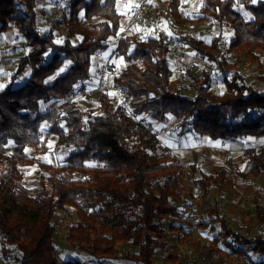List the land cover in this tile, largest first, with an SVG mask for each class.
I'll use <instances>...</instances> for the list:
<instances>
[{
	"label": "trees",
	"instance_id": "obj_1",
	"mask_svg": "<svg viewBox=\"0 0 264 264\" xmlns=\"http://www.w3.org/2000/svg\"><path fill=\"white\" fill-rule=\"evenodd\" d=\"M37 5L38 0H0V35L15 30L25 51L0 88L1 256L8 264H82L72 258L61 261L56 255L55 218L70 209L76 219L66 222L64 239L97 264H155L157 248L165 254L164 263L185 264L176 250L168 248L167 233L185 230L173 223L185 215L183 200L191 195L181 181L186 168L149 126L171 115L178 121V136L191 133L228 142L264 138V92L248 83L237 67L241 59L261 64L264 0H204L198 20L219 27L211 41L179 33L187 23L178 13L180 0H169L160 13L179 43L223 75L224 91L219 94L210 91L214 80L207 70L188 73L194 96L171 87L170 44L163 36L120 38L115 51L123 66L112 82L125 93L134 118L125 115L106 90L96 96L92 108L80 109L68 101L89 80L90 57L105 50L117 34V0H71L63 19L68 34L79 38L75 43L67 38L58 42L52 32H42ZM93 17L101 19L91 22ZM226 29L233 38L224 46ZM232 57L237 61L231 62ZM26 70L28 79L16 85ZM53 103L58 105L51 107ZM53 137L65 153L63 160L44 162L27 154L30 147L37 155H47ZM243 160L247 171L235 167L230 158L213 173L189 164L192 188L206 197L223 187L242 189L241 182L250 178L264 180V145L245 149ZM33 164L39 170L37 186L28 189L22 169ZM263 197L264 190H257L244 212L262 226L257 233L234 229L217 202L207 207L210 219L202 225L217 231L210 243L213 254L249 258L257 253L263 260L251 264H264ZM188 236L185 244L192 239Z\"/></svg>",
	"mask_w": 264,
	"mask_h": 264
},
{
	"label": "rangeland",
	"instance_id": "obj_2",
	"mask_svg": "<svg viewBox=\"0 0 264 264\" xmlns=\"http://www.w3.org/2000/svg\"><path fill=\"white\" fill-rule=\"evenodd\" d=\"M191 1V0H190ZM194 4V3H193ZM70 3L68 1H65L64 3L60 2V7L62 10L65 8V14L69 10ZM237 7L239 10H243L241 4L237 2ZM52 9V8H50ZM185 9V8H183ZM198 8L196 9L195 12H187L184 14H187L186 16L191 17V18H199L200 16L198 15ZM49 13V12H48ZM64 13V10H63ZM62 13V14H63ZM192 13V15H190ZM248 14V13H246ZM249 15V14H248ZM62 16V15H61ZM49 17H45V21L48 22ZM190 18V19H191ZM160 19V18H159ZM161 20V26L165 28V33L162 34H167L166 36L172 37L170 34L169 29H167L166 23H162L163 20ZM49 21H52L55 23L54 25L59 26V23L61 21V17H58L57 19H50ZM199 22V20H197ZM201 22V20H200ZM159 23V24H160ZM48 24V23H47ZM181 33L183 35H187L189 37L195 36V37H205L208 36L209 39L214 37L216 34L219 33V27L218 25L210 20H202V22L197 24V26H190L189 25H184L181 27ZM13 34L15 36L14 39L8 38V35H1L0 37V45L3 46V48L7 49L8 52L6 53H0V71H4L0 74L1 76L7 77L5 78L6 81L8 77L15 72L16 67H17V62L20 56H22L25 51L24 49L16 47V44L21 43V41H17L16 38V32L13 31ZM224 35V46H227V41L233 38V34L230 30H224L223 31ZM174 36V35H173ZM175 37V36H174ZM172 37V40L169 42V44L172 46L174 43H179L176 38ZM169 39V38H168ZM18 42V43H17ZM7 46V47H5ZM183 47V45L181 44ZM22 51V52H21ZM182 55L184 57L183 60L180 61L178 67L174 68V76H181L183 78H186L188 81L189 75L188 73H197L199 74L202 70H208L210 71V74L212 76V79L214 80V83L210 89L211 92L217 94V93H222L224 91V86L220 79H222V76L216 68L212 69L211 67L213 66L210 63H204L200 64L197 62H194L192 58H194L193 52L189 47H183ZM259 56H260V61L261 64L258 65L257 63H249L246 62L245 60L241 59L237 65L238 70L240 73L246 78L247 82L258 88L260 91L264 92V81L259 80L258 77L262 76L264 77V49L259 51ZM238 57H232L230 59L231 62L237 61ZM30 75V71L27 70ZM9 74V76L7 75ZM175 78V77H174ZM5 79L0 81V88L4 87L5 85ZM218 79V80H217ZM102 78V84L104 87H110V74L109 76L107 75V79ZM105 82V83H104ZM191 81H188V84H190ZM185 85V83H184ZM184 86L181 87V90L183 89ZM185 90H182L185 95L193 94V90L190 89L189 86H186ZM189 87V88H188ZM111 94H115L113 96V99L115 100L116 104H119L122 99V94L120 92L111 90ZM115 97V98H114ZM117 97V99H116ZM77 106L80 109H86V108H92L95 106V100L90 98V97H82L76 102ZM57 103H53L51 107L57 106ZM45 126V125H43ZM45 128V127H44ZM264 141H257L256 139H250V141L246 142V144H243V147L247 148H260L263 145ZM49 147V153L47 155H37L36 151L33 148L28 147L26 149L27 154L30 157H36L37 160L39 161H44V162H51L55 161L58 162L60 160H63L65 157V153L59 148L57 139L56 137L50 138V143L48 144ZM229 154H232V152H227ZM234 154V153H233ZM227 157L229 155H226ZM238 162L240 161V156L238 157ZM237 162V163H238ZM188 163H185L187 165ZM246 165V164H245ZM244 165V167H245ZM242 166V163L240 164ZM189 166H185L186 168V173L184 174L182 181V184L186 189H188L189 192H191V195H185L184 201H186L185 209L187 207V211L185 212V215L181 217L178 221H175L173 224L176 226H181L182 228H185L184 231L178 230V231H169L167 233V242H168V248L170 250H176V252L179 255V258H181L183 261H185V264H236V258L235 255L229 256L225 255L224 253H217L213 254L210 251V243L212 240V237L217 234V231L209 230L205 227H203V223L207 221V219H210V214L204 213L203 212V205L202 204H211L213 201L219 202L224 210V215L227 216L233 225L234 228L237 227V225L240 224H248L251 225L253 224L252 220H255L254 218H251L250 216H246L243 214L250 205H252V196L255 194L257 190H264V180L262 178H250L247 183L244 184V188H238L236 192L233 191H228L227 193L224 194H217L213 193V195L210 197H204L200 192L192 188L191 185V177H190V171H189ZM25 175V180L23 182L24 186L28 189H34L37 186V180H38V173L39 170L36 166V164H33L32 166L25 167L22 169ZM203 172H205L202 169ZM207 173V172H206ZM196 201L197 205H194V208H190L192 206V202ZM263 202H264V197H263ZM191 203V205H189ZM73 219L75 220V214L72 210H66V211H61L58 212V215L55 218V225H56V241H57V256L61 261L67 260V259H74L82 262V264H97V261L90 256L82 253V252H76L73 247H71L64 239V235L66 234L65 231V224L68 221V219ZM188 220V222H186ZM201 223V225L197 223ZM188 223H190V227L188 226ZM253 227V226H252ZM258 226L253 227V232H259L257 230ZM189 234L188 237L192 239H188L190 241L189 243L185 244V234ZM179 234V235H178ZM181 235V236H180ZM61 246L62 252L58 253V248ZM218 248L223 250L225 249L218 244ZM191 250L194 252V254H191V256L185 255V251ZM164 252L162 249L157 248L156 249V254L154 258L155 264H166L162 261V256H164ZM194 256V257H193ZM245 259V258H244ZM250 259V257L248 258ZM93 260V261H90ZM246 260V259H245ZM0 264H6L3 257L0 254ZM14 264V263H12ZM100 264H137L132 261H105Z\"/></svg>",
	"mask_w": 264,
	"mask_h": 264
},
{
	"label": "crops",
	"instance_id": "obj_3",
	"mask_svg": "<svg viewBox=\"0 0 264 264\" xmlns=\"http://www.w3.org/2000/svg\"><path fill=\"white\" fill-rule=\"evenodd\" d=\"M65 1H68V3H71V0H56L54 2L50 1V0H38V5H37L38 23L40 24L41 31L44 33L52 32L54 34L56 41L62 42L64 39L67 38V39H70L72 42L75 43L79 40V38L76 36H71L68 34V31L66 30V26L64 25L63 21H60L59 26H56V25H54L55 23H53L52 21H49L50 19H52L48 13L51 10L50 8H53L56 3H60V2L64 3ZM136 3H137V0H117L118 12L120 14V27H119L115 37L112 39H109L107 41L108 47L105 50L98 51L96 54H94L90 57V67H89L90 78H89V80L85 81L82 86H85V87L93 90L97 86L101 85L104 88V90L108 91L111 94L112 92H110V91L113 88L112 78L119 71V69L123 66V62H122L120 55L116 54V51H115V46L117 45L118 40L120 38L126 36V35H132V34L136 35V37L138 39L154 37L157 34L163 36L162 33H165V28L161 26V23H160L161 20L160 19L163 20L162 23H166L167 26H165V27H167V29H168L167 20L160 16V13L166 9L167 5L163 8H157L153 12L146 13L142 17V20L140 22H135L133 20V16H134V12L136 9ZM203 3H204V0H191V1L190 0H180V6L178 8V13L182 17L187 19V23H186L187 25L190 24V26L192 25V26L196 27L198 23L200 24L202 22V20H201V22H200V20H199V22H197V20H198L197 18L188 17V16H186L187 14L183 13V11L185 13L195 12L196 9L198 8V6L199 7L202 6ZM183 8H185V9H183ZM63 10H64V13H63V16H64L66 9L64 8ZM190 15H192V13H190ZM45 17L50 18V19L48 18L49 19L48 22L45 21V19H44ZM100 19L101 18H99V17H93L90 21L91 22H97ZM181 29L182 28L179 29L180 34H182ZM13 31L15 32V30H9L6 33H3L1 35L2 36L8 35V38L14 39L15 36L13 34ZM1 35H0V37H1ZM15 35H16L17 41L18 40L21 41V39L18 37V35L17 34H15ZM165 35H167V34H165ZM171 36L174 37L173 34ZM167 37L169 39H167L166 41L170 42L172 40V37H170V36H167ZM174 38H176V36ZM191 38H195V39L201 38V39H204L207 41H211L213 37L209 39L208 36H206V38L205 37L203 38V37H199V36L195 37V36L191 35ZM21 45H22V43H19V44H16L15 46L16 47L20 46V48H21ZM5 47H7V46H5ZM169 47H170V52L168 55V59H169V62L171 64L172 71H173V75H172V78L170 81V85L172 88L179 90L182 94H185V93H183L182 90L186 89L185 85L189 86L188 81H191V79L189 77L188 78L189 80L187 81L186 78L182 77V75L181 76H178V75L174 76V68L178 67L180 61L184 59V57L182 55L183 47H188V46L183 45V47H182L181 43H174L172 46L170 45ZM21 49H23V48H21ZM6 52H8L7 49L6 48L4 49L3 46L0 45V53H6ZM193 55H194V58H192V60L194 62L203 64V65H204V63H207L205 60L198 58L194 52H193ZM3 71L4 70H1L0 74ZM208 72H210V71H208ZM4 74H5V71H4ZM28 74L29 73L27 72V70L23 74H21L18 77V80L16 81V85L24 83L28 79V76H29ZM109 74H110V87H107V86L104 87V85L102 84V78L106 80L107 75L109 76ZM7 75L9 76V74H7ZM5 78H7V77L1 76L0 81H2ZM5 81H6V79H5ZM184 83H185V85H184ZM182 86H184V87L181 90ZM99 93L94 92L90 96H87V97H90L92 99H96V96ZM217 94H219V93H217ZM194 95H195V91L193 90V94H190V96H194ZM111 96H115V94L113 93V94H111ZM116 99H117V97H116ZM151 128L153 130H155L156 132H158L157 140L160 142V144H162V146L173 151L177 155V157L180 159V161L182 162V164L184 166H188L189 164L196 163L200 166L201 169H203L207 173H213V172L225 167L227 158L231 159L232 164L235 167L239 168L242 171H247L248 165L243 160V152L245 149H251V148H247L246 146L243 147V144L244 143L246 144V142L250 141V139H256L257 141H264L263 137H256V138L255 137H248L247 139L237 140L234 142H228V141H221V140H212V139L208 138L207 136H198V135H194L191 133H187L186 135H183V136H178V132H179L178 121L176 118L172 117L171 115L167 116V119L165 122H156V123L151 124ZM263 145H264V143H263ZM254 149H259V148L254 147ZM228 151L232 152V154L227 153ZM226 155H229V156L227 157ZM239 156H240V161L238 162ZM185 163H188V164L185 165ZM241 163H242V166H240ZM244 165H245V167H244ZM241 184H245V181L241 182ZM228 191H233V190H230L227 187H223L221 189V192H215V193L224 194V193H227ZM233 192H236V191H233ZM213 193L214 192H211L206 197L211 198ZM183 202H184V204H186V201L183 200ZM214 202H216V201H213L212 203H214ZM217 203L221 206V204L219 202H217ZM189 205H191V203ZM192 205L196 206L197 202L196 201L192 202ZM201 205H203L202 206L203 212L207 213L206 209L210 205L209 202L207 204L201 203ZM187 210H188L187 207H186V209L184 208L185 212ZM207 214H209V213H207ZM223 214H224V210H223ZM243 214L246 215L244 212H243ZM246 216H250L251 218L255 219V220H252L253 224H251V225L240 224V225H237L236 228L244 227V228L251 229L253 232L254 231L253 227L258 226L256 229L259 230V232H260L262 230V226L259 224L256 217L252 214L246 215ZM225 217L230 222L229 218L227 216H225ZM212 224H215V222L212 221ZM190 225H189V227H190ZM236 228H234V229H236ZM255 233H257V232H255ZM58 250H59L58 253L62 252L61 246H59ZM224 251L229 252V250H226V249ZM56 255H57V252H56ZM249 257H250V259H248L244 255H240V254H235V257L233 256V258H236L235 259L236 264H251L252 262H259V261L263 260V258L257 253L250 254ZM5 263L8 264L6 261H5Z\"/></svg>",
	"mask_w": 264,
	"mask_h": 264
},
{
	"label": "built area",
	"instance_id": "obj_4",
	"mask_svg": "<svg viewBox=\"0 0 264 264\" xmlns=\"http://www.w3.org/2000/svg\"><path fill=\"white\" fill-rule=\"evenodd\" d=\"M168 0H137L136 3V9L134 12V16H133V20L135 22H140L142 20V17L148 13V12H153L155 11L157 8H163L167 5ZM63 10L60 7V3H56L54 5V7L50 10L49 15L52 19H57L58 17H61V21L64 22L63 19ZM62 15V16H61ZM163 37L167 40L168 37L166 35L163 34ZM212 69L215 68V66L213 65L211 67ZM112 90L120 92L123 96L122 99L123 101H121L119 103V105L121 106L122 111L125 113V115L129 116V117H133L134 115L132 113V111L129 109L128 105H127V99L125 96V93H123L122 91H120L118 88L114 87L112 88ZM104 91V88L99 85L97 86L95 89H89L85 86L79 87L77 88L69 97H68V101L70 102H77L80 98L82 97H87L90 96L92 93L94 92H102ZM151 128V125L149 126ZM151 130L153 131V133L156 135H158V132H156L155 130H153L151 128ZM191 209L194 208V206L192 205L190 207ZM179 235V234H178ZM181 236V235H180ZM185 255L191 256V254H194V252H192L191 250H187L184 252ZM194 257V256H193Z\"/></svg>",
	"mask_w": 264,
	"mask_h": 264
},
{
	"label": "snow or ice",
	"instance_id": "obj_5",
	"mask_svg": "<svg viewBox=\"0 0 264 264\" xmlns=\"http://www.w3.org/2000/svg\"><path fill=\"white\" fill-rule=\"evenodd\" d=\"M60 71L62 72V71H64V69L62 68V69H60ZM50 79H52V78L50 77Z\"/></svg>",
	"mask_w": 264,
	"mask_h": 264
}]
</instances>
